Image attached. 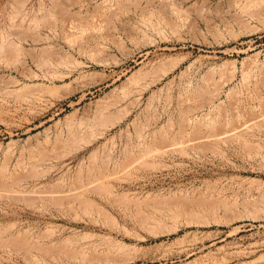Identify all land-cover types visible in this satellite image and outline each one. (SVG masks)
Returning a JSON list of instances; mask_svg holds the SVG:
<instances>
[{
	"label": "rangeland",
	"instance_id": "1",
	"mask_svg": "<svg viewBox=\"0 0 264 264\" xmlns=\"http://www.w3.org/2000/svg\"><path fill=\"white\" fill-rule=\"evenodd\" d=\"M0 264H264V0H0Z\"/></svg>",
	"mask_w": 264,
	"mask_h": 264
},
{
	"label": "bare ground",
	"instance_id": "2",
	"mask_svg": "<svg viewBox=\"0 0 264 264\" xmlns=\"http://www.w3.org/2000/svg\"><path fill=\"white\" fill-rule=\"evenodd\" d=\"M117 102V101H116ZM124 169H125V167H124ZM117 173V172H116ZM9 197V196H8Z\"/></svg>",
	"mask_w": 264,
	"mask_h": 264
}]
</instances>
